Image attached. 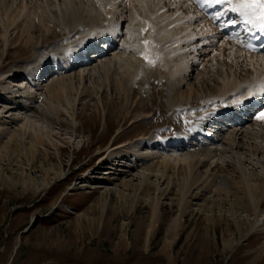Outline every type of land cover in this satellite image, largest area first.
Returning <instances> with one entry per match:
<instances>
[{"label":"bare ground","instance_id":"6f19581e","mask_svg":"<svg viewBox=\"0 0 264 264\" xmlns=\"http://www.w3.org/2000/svg\"><path fill=\"white\" fill-rule=\"evenodd\" d=\"M59 1L42 0L35 3V0H32L33 4L29 5L28 0H0V34L6 46L10 43L9 37L16 34L21 27L23 34H26L24 41L28 40L29 43L32 40V32L37 27H42L44 33L48 34L56 18L76 23L83 32L80 34L82 37L76 39L77 41L73 43L69 41L65 48L69 46L61 54L59 53L60 55L51 52L46 62L27 68L26 74L30 82L25 86L38 87L43 81L40 78L41 71L56 60L59 62L54 66L61 65L65 68L64 71L60 69L61 76L73 72L68 69L84 58L75 56L78 54L75 48L99 41L101 46L97 49H108V52L111 48H114L113 50L120 48L125 51L130 48L136 49L134 52L139 58L134 56L132 59L116 55V58L125 62L122 66L128 70L127 78L130 75L135 76L137 71L141 73L149 71L148 74L157 73L159 77L167 76L171 81L172 94H177L180 84L188 80L192 67L195 68L193 72L199 69L201 87L198 89L195 85H189L186 103L197 104L206 101L207 104L210 102L214 105L210 110L199 111L198 116H190L192 121L189 123L190 130L180 132L173 138L174 141H178L177 144H180L182 140L189 139L194 132H197L194 134L196 138L187 145L189 148H194V151L189 154L188 161L178 162L168 155H162L160 158L150 155L141 157L133 151L128 155L134 158L130 160L131 165L125 166L120 163L127 156L125 154L121 157H102L98 164L99 166L107 165L104 167L107 171L106 175L97 177L93 175L94 172H89L82 177L83 181L91 180L94 185L90 188L94 189L104 188L103 184L111 186L110 190L104 188L103 193L113 192L125 214L134 212L139 203H144L149 208L148 215L145 219L141 217L138 219L137 229L144 230L146 244L154 229L163 221L162 208L167 207L172 212V216L166 222L162 249L166 254L168 253L167 258L171 263H174L177 258V255L171 251L173 245L187 229L186 217L202 218L203 223L202 226L198 225L187 231L186 241L193 239L191 245L194 242L198 245L212 242L217 246L216 225L219 221H223L224 224L221 233L223 253L231 249L234 244L239 245L246 237L253 235L256 231L257 216L264 217V175L245 170L242 154L244 152L264 154V148L253 146L245 142L243 138H264L263 135H258L259 133L244 129L246 121H250L249 123L256 126L255 128L264 132V119H257V115L249 116L243 124L222 132L216 130L210 121L219 110L239 113L243 109L241 105H247L250 97H254L256 93L263 90L264 55L242 51L237 41L228 39L221 30L213 27L211 22H203L188 0H84L86 3L79 5L81 10L78 6H72L74 3L71 4L69 0L64 1H66L65 4L71 2L70 6ZM81 11L88 18L87 22ZM240 18L244 17L241 16L237 20ZM243 23L247 22L243 21ZM122 24L126 29H122L124 27ZM130 31L136 35L134 37L136 41L133 43H128L125 39V33L130 35ZM94 46L97 47V44ZM103 57L105 58V55ZM103 57L98 54L96 59ZM111 64L112 60H99V68L106 73ZM88 65L90 64H86L85 68L77 66L80 68L78 76L81 81L94 72L93 68L86 69ZM22 72L19 68L12 69L10 75L17 76ZM33 76L36 77V84L32 80ZM39 81L41 83H38ZM51 84L53 85L50 86ZM51 84L46 92L45 101H41L39 105L27 104V101L35 99V97L29 98L28 94L23 97L13 94L4 95L8 98L5 101L10 100L17 111H22L24 116L20 126L14 127L3 124L0 117V135H7L4 141L0 140V159L6 158L8 163L15 162L18 155L14 154L15 151L10 146L17 147L23 142L24 157L29 169L35 153L41 148L48 147L57 152L58 149L50 136L56 134L60 136L64 129L72 134L83 132L78 122L81 119L87 121L89 118L78 119L79 116L83 117L81 113L61 118L59 117L61 111L52 104L70 93L69 91H76L74 82L60 77ZM122 85V83H116L117 90L123 91L119 92L120 98L127 101L130 98L128 96L126 98L125 87ZM194 94L199 99L191 100ZM219 102L221 103L218 104ZM178 103L183 104V99L181 98ZM260 111H264V105L259 108L257 114ZM35 127L40 131L49 132L42 134ZM158 140L161 143L172 141V139ZM157 142L145 139L142 144L146 148L153 149ZM124 143L125 141L114 147L111 144L107 146L106 151H120ZM99 150L98 148L97 155L101 157L102 153ZM226 154L230 157L231 165L222 159ZM28 155L30 159L27 158ZM118 164H122L120 167L125 168L119 169L116 167ZM98 167L97 169L103 168ZM135 168H140L138 171L140 175L134 177L135 175L129 173L131 178H128L127 172ZM21 173V177L27 174L25 178L29 181V183L22 182L21 186L32 192L38 191L36 178L31 173L25 171ZM12 179V176L6 175L0 169L1 184H12L16 187L17 184L13 183ZM42 186H46V182H43ZM164 200H167V203ZM115 204L111 206L109 199L102 196L95 209L89 210L94 215V219L87 220L86 224L92 225L94 221L98 227L102 225L108 227L113 216L108 217L107 213L109 208H116ZM114 211L116 212V209ZM241 214L253 217V220L246 222ZM84 215L86 214L78 215L77 219ZM122 225H125V222ZM78 226L81 225L78 224ZM127 245L128 238L123 233L119 241L114 244V248L118 249ZM248 253L252 254L250 262L254 264L264 255V244L248 249Z\"/></svg>","mask_w":264,"mask_h":264},{"label":"rangeland","instance_id":"374dc122","mask_svg":"<svg viewBox=\"0 0 264 264\" xmlns=\"http://www.w3.org/2000/svg\"><path fill=\"white\" fill-rule=\"evenodd\" d=\"M38 1L42 0H35V3ZM69 1L72 2L71 4L74 3L72 6H78L79 10H81L79 5L86 3V0ZM28 2L29 5L33 4L32 0ZM59 2L71 5L70 3L65 4L64 0ZM81 12L85 16L83 11ZM85 19L87 22L86 16ZM53 25L48 34L44 33L42 27H37L32 32L30 43L28 40L24 41L26 34H23L22 27L16 34L9 37L8 46L4 44L0 34V75L2 77H0V117L2 123L12 127L20 126L24 116L22 111H17L10 100L5 101L8 99L4 97L5 94L20 97L28 94L29 98L35 97V99H31L32 102L27 101V104L39 105L41 101H45L46 92L53 85L51 83L59 80L60 77L66 80L71 79L76 91H69L67 96L52 103L61 111L59 117L66 118L70 114L81 113L83 117L79 116L78 119L87 117L89 120L81 119L78 122L80 129H83L81 133L72 134L64 129L66 134L63 131V135L50 136L58 149L57 152L48 147L41 148L35 153L29 169L24 157L22 141L17 147L10 146L15 151L14 154L18 155L15 162L8 163L6 158L0 159L1 171L12 176L13 183L17 184L13 187L12 184L0 183V264H251L252 254H247V250L264 244L263 216H257L256 231L253 235L246 237L239 245L234 244L225 253L222 252L221 244L223 221H219L216 225L217 246L212 242L204 245L194 242L191 245L193 239L186 241L187 231L195 226H202L203 223L202 218L186 217L187 229L173 245L171 251L177 255V258L174 263H171L167 258L168 253L166 254L162 249L166 222L172 216V212L167 207L162 208L163 221L154 229L146 244L144 230L137 229V221L140 217L145 219L149 208L141 202L134 212L125 214L113 192L103 193L104 188L110 190L111 186L103 184L104 188H90L94 185L92 181L87 179L83 181L82 178L89 172H94L93 175L97 177L106 175L105 165L99 166L98 164L102 157H121L125 154L127 156L120 163L125 166L131 165L130 160L134 158L128 155L133 151L141 157L150 155L160 158L162 155H168L178 162L188 161L189 154L194 151V148L160 150L156 146L153 149L152 147L146 148L142 143L145 139L157 141L163 137L177 136L180 132L189 129V123L192 122L191 117L198 116L199 111L203 112V109L210 110L214 107L206 101L197 104L186 103L189 85H195L198 89L201 87L199 69L196 72H190L188 80L180 84L179 92L172 94L170 92L171 81L167 76L159 77L157 73L148 74L149 71L147 73L137 71L135 76L130 75L127 78L128 70L122 66L125 62L116 58V55L132 59L134 56H137L136 58L139 56L134 52L136 49L130 48L125 51L117 48L104 59L101 58V61L112 60L107 73L99 68V59L86 68H93L94 72L90 76H85L82 81L78 76L80 70H76L63 74V76H53L38 87L25 86L22 77L25 67L43 64L47 61L49 53L61 52L69 41L73 43L82 37L80 36L83 33L80 31L81 27L76 23L56 18ZM124 28L125 26L122 29ZM125 35L128 43L136 41L134 39L136 35L132 31L130 35L126 33ZM16 68L23 72L20 75L11 76V70ZM116 83L123 84L126 98L128 96L130 99L125 101L120 98L119 92L123 91L117 90ZM181 98L183 104L180 105L178 101ZM193 99L199 98L194 94L191 100ZM46 103L50 104L48 101ZM249 122L246 121L245 130L264 136L261 129L255 128L256 126ZM40 132L47 134L49 131ZM6 137L7 135L1 134L0 140L4 141ZM136 140L141 142L138 143ZM243 140L253 146L264 148L263 137L243 138ZM123 141H125L124 147L120 149V151L124 150L122 153L117 150L106 151L107 146L113 144L114 147ZM98 148L102 153L101 157L97 155ZM27 158L30 159V156L28 155ZM222 159H225L224 162H229V165L232 164L227 154ZM242 159L245 170L264 175V154L244 152ZM122 164L116 167L124 169L125 167H120ZM98 166L104 167L97 169ZM22 171L31 173L36 178L38 191L32 192L21 186L22 182L29 183L26 179L27 174L21 177ZM138 171L140 168L131 169L127 172L128 178H131L130 174L135 175L134 177L140 175ZM43 182H46V186H42ZM102 196L109 199L111 206L116 203V208L113 205L116 212L115 209L109 208L107 213L108 217L113 216L110 225L98 227L94 221L92 225L86 224L87 220L94 219V215L89 210L95 209ZM164 202L167 203V200ZM83 213L86 215L77 219V216ZM241 217L246 222L253 220V217L245 214H241ZM123 222L125 225H122ZM123 233L127 235L128 245L115 249L114 244L119 241ZM254 264H264V255Z\"/></svg>","mask_w":264,"mask_h":264},{"label":"snow or ice","instance_id":"6c2138e0","mask_svg":"<svg viewBox=\"0 0 264 264\" xmlns=\"http://www.w3.org/2000/svg\"><path fill=\"white\" fill-rule=\"evenodd\" d=\"M215 3L231 5V12L239 13L247 23L264 32V0H215ZM256 118L264 119V111H260Z\"/></svg>","mask_w":264,"mask_h":264}]
</instances>
